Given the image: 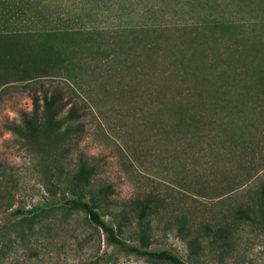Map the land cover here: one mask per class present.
<instances>
[{
    "label": "rangeland",
    "instance_id": "rangeland-1",
    "mask_svg": "<svg viewBox=\"0 0 264 264\" xmlns=\"http://www.w3.org/2000/svg\"><path fill=\"white\" fill-rule=\"evenodd\" d=\"M0 35V164L14 166L0 170V264H166L109 243L86 211L64 205L92 200L66 175L82 160L110 186L122 213L97 199L99 208L129 242L193 264H264V83L244 84L261 102L245 95L249 111L232 121V137L223 130L228 100L205 107L210 140L177 110L202 104L189 100L197 94L210 106L223 76L226 97L240 95L234 75L264 58V0H0ZM55 91L62 133L9 127L33 111L34 95ZM149 194L162 200L164 221L147 229L133 201ZM53 199L46 214H12ZM240 205H263L260 218H240ZM226 224L236 229L229 242L208 238Z\"/></svg>",
    "mask_w": 264,
    "mask_h": 264
},
{
    "label": "trees",
    "instance_id": "trees-1",
    "mask_svg": "<svg viewBox=\"0 0 264 264\" xmlns=\"http://www.w3.org/2000/svg\"><path fill=\"white\" fill-rule=\"evenodd\" d=\"M0 36L2 37V35ZM147 45H149V42L145 43V46ZM262 60V65L261 63H256L255 61H252L251 64H249L252 68L251 72L245 69V66L248 65L246 64L242 68L243 72H236L237 74L234 75L235 81L238 84L240 83L243 87L240 95L236 96L235 98L226 97L224 91L221 90L223 86V76L220 78V83L216 87L218 88V91L216 92V94L212 95L209 98V101L211 103L210 106L209 104H207L208 101H206V99L208 98L204 97L203 95H189V100L195 98L194 100L199 101L197 102V104H202H182L179 108H177V110L179 111V116L186 115L188 118L196 122L198 129L197 131L206 134L208 136V139L210 140V136L214 137V134H212V128H210L208 124L212 123L213 119H209V115H206L207 113H205V107H224V105H228V103H223L228 100L231 106L229 114L227 116H231V118L228 119L227 116H223V130L226 136L232 137V129L230 128L232 121L234 119H240L245 122L247 116L246 114L249 111L247 106L244 105L245 95L249 94L247 90H244V84H247V82H254L255 85L259 88V84L264 83V58H262ZM205 78L209 85H214L219 81V79L213 78L211 76H206ZM30 79H33V77L27 78V80ZM249 96L255 103L261 102L260 91L254 90L253 93L249 94ZM236 100V103H232ZM33 103V111L24 112L22 121L10 123L9 127L14 131L22 133L24 136L28 137H37V134L41 133L40 129L44 134H48L50 132L62 133L63 128L62 121L60 120V113L64 109V106L62 103V96L59 94V92H45L42 97L34 95ZM78 110V107H76L75 105L72 106L70 108V115L74 116ZM177 124L181 125L180 121H178ZM243 134L244 132L241 131L240 133L236 134V136H234V138H237L235 140L236 143H239V139L240 141H242L241 138L244 137ZM243 142L244 141H242L241 143ZM237 147H240V145H237ZM0 165V170L3 174L12 173V169L14 168V166L10 164H3V162ZM59 169L61 170V168ZM94 173L95 170L93 165L88 163L86 160H82L78 168L67 172L66 175L69 179L84 183L85 188L91 193L92 200L87 199L82 195L70 196L66 199V203L64 205H67L71 208H81L86 211L91 222L103 229L107 241L121 247L127 252L148 256L150 259L159 263L193 264L192 262L185 260L180 255L168 248L151 249L146 247L145 242H141V244H134L124 238V236L119 232L114 223L108 221L104 217L101 209L99 208L97 199L105 202V204L109 208V213H111L113 216H115L117 213H122L117 210L118 206L113 203V200L107 193L111 190L110 186L103 182H95L92 178ZM62 175L63 173L61 172V176ZM258 190L260 191V196L262 197V200L264 202V182L261 184ZM57 205L58 201L53 199L49 203L40 202L32 207L15 208L12 210V214H22L24 217L33 218L46 214L49 211L50 207V209L52 210V207H55ZM162 206V200L155 196V194H149L145 197H139L136 201H133V213H136L137 217L140 219V222H143L146 225L147 229H149L152 227L155 221L158 222V224L164 221L162 215H160V212L162 213L163 209ZM262 207L263 205H261L260 207H257L256 205L251 207L240 205L236 213H238V216H240V218H245L247 220L250 219L251 221L256 222L260 218L261 213L260 211L258 212V210ZM178 231L184 236L187 233L189 235L191 234L190 230L186 228V222L182 219L181 223L178 225ZM235 232V226L232 227L230 224H226L218 226L217 229L213 231H211V228H209L207 235L209 239L213 237L217 240L223 239V237L225 236V239L229 242L232 238L231 235L235 234ZM185 237L187 238V236Z\"/></svg>",
    "mask_w": 264,
    "mask_h": 264
}]
</instances>
